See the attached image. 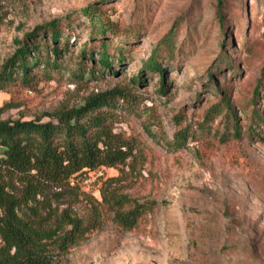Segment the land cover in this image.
<instances>
[{
    "label": "rangeland",
    "instance_id": "rangeland-1",
    "mask_svg": "<svg viewBox=\"0 0 264 264\" xmlns=\"http://www.w3.org/2000/svg\"><path fill=\"white\" fill-rule=\"evenodd\" d=\"M1 2L0 68L38 25L59 19L66 33L59 43L41 34L43 62L33 69L38 80L30 88L0 89L1 118L46 120L93 95L126 91L116 130L137 144L142 172L123 191L140 202L157 201L133 231L102 220L78 245L56 253L54 264H264V141L251 138L257 132L246 123L260 78L257 106L264 113V0H226L223 25L218 0H109L115 6L107 16L118 26L99 37L92 55L82 51L92 39L82 9L103 0ZM170 34L175 56L162 53L168 88L161 92L157 73L138 78ZM222 49L234 68L224 64L214 79L233 85L240 133L224 116L207 114L220 101L208 71ZM103 51L111 66L101 64ZM117 175L118 169L102 166L71 184L101 199L103 182ZM74 209L88 219L85 200Z\"/></svg>",
    "mask_w": 264,
    "mask_h": 264
},
{
    "label": "trees",
    "instance_id": "trees-1",
    "mask_svg": "<svg viewBox=\"0 0 264 264\" xmlns=\"http://www.w3.org/2000/svg\"><path fill=\"white\" fill-rule=\"evenodd\" d=\"M103 2L102 5L88 4L82 9L89 20L92 36L91 42L84 44V54L92 55L99 37L118 26L107 16L111 6L115 5H110L109 0ZM2 8L0 0V25ZM225 8L226 0H218L216 13L222 25L226 20ZM119 31L115 30L116 33ZM41 34L53 43H59L66 35L59 19L27 32L19 40L14 55L0 68V89L17 84L30 88L37 82L38 73H33V69L43 62L38 58ZM171 34L145 62L138 78L141 79L146 71L157 73L161 79V92L168 88L166 58L162 53L167 50L170 58L175 56ZM107 47V44L103 45V48ZM54 50L59 52L57 46ZM222 50L218 65L208 71L220 101L207 114L208 117L212 114L224 116L227 125L240 133L242 119L238 116L240 107L233 99V85L220 86L214 79L224 64L234 68L232 60L225 55L226 49ZM123 51L121 47L119 55ZM99 60L103 66H111L107 51L102 52ZM262 86L263 79L260 78L251 97L253 108L246 114L249 130L257 132L251 138H257V141H264V113L257 106L262 97ZM127 97L126 91L112 89L93 95L85 104L46 120L3 119V107H0V264H54L56 253L78 245L89 231L101 225L102 220L108 219L126 231H133L154 211L157 201L140 202L123 191L126 183L142 172L138 170L140 153L137 144L116 130L117 123L122 120L118 101ZM102 166L118 169L119 175L103 182L101 199L82 190L79 184H71L73 178L87 169ZM65 197L68 201L61 203ZM83 200L90 208L88 219L74 209V205ZM62 204L66 207H61Z\"/></svg>",
    "mask_w": 264,
    "mask_h": 264
}]
</instances>
